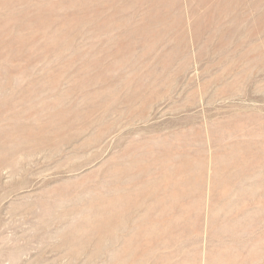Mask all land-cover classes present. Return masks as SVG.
<instances>
[{
    "label": "rangeland",
    "instance_id": "374dc122",
    "mask_svg": "<svg viewBox=\"0 0 264 264\" xmlns=\"http://www.w3.org/2000/svg\"><path fill=\"white\" fill-rule=\"evenodd\" d=\"M263 24L0 0V264H264Z\"/></svg>",
    "mask_w": 264,
    "mask_h": 264
},
{
    "label": "bare ground",
    "instance_id": "6f19581e",
    "mask_svg": "<svg viewBox=\"0 0 264 264\" xmlns=\"http://www.w3.org/2000/svg\"><path fill=\"white\" fill-rule=\"evenodd\" d=\"M137 1H139V0H137ZM164 1H165V0H164ZM78 4H79V3H78ZM144 4H146V3H144ZM147 6H148V4H147ZM122 9H123V8H122ZM134 11H135V10H134ZM138 12H139V11H138ZM138 12H137V13H138ZM220 16H221V15H220ZM242 16H243V15H242ZM126 22H127V21H126ZM261 23H262V22H261ZM263 25H264V24H263ZM144 26H145V24H144ZM198 35H199V34H198ZM137 39H138V38H137ZM142 39H143V38H142ZM208 39H209V38H208ZM252 39H253V38H252ZM206 42H207V41H206ZM70 43H71V42H70ZM90 49H91V48H90ZM90 49H89V50H90ZM92 50H93V49H92ZM216 50H217V49H216ZM233 51H234V49H233ZM233 51H232V52H233ZM210 53H211V52H210ZM234 53H235V52H234ZM235 54H236V53H235ZM59 55H60V54H59ZM72 55H73V54H72ZM81 55H82V54H81ZM87 56H88V55H87ZM217 56H218V55H217ZM237 56H238V55H237ZM57 57H58V56H57ZM83 57H84V56H83ZM83 57H82V58H83ZM212 57H213V56H212ZM59 58H60V57H59ZM222 58H223V57H222ZM222 58H220V59H222ZM232 58H233V57H232ZM83 59H84V58H83ZM216 60H217V59H216ZM222 60H223V59H222ZM228 60H229V59H228ZM234 60H235V59H234ZM245 61H246V60H245ZM245 61H244V63H245ZM227 62H228V61H227ZM229 62H230V61H229ZM236 62H237V61H236ZM230 63H231V62H230ZM222 65H223V64H222ZM226 65H228V64H226ZM230 65H231V64H230ZM112 66H113V65H112ZM226 67H227V66H226ZM227 68H228V67H227ZM106 69H107V68H106ZM232 69H233V68H232ZM115 70H116V69H115ZM197 74H198V73H197ZM226 74H227V73H226ZM223 76H224V75H223ZM209 79H210V78H209ZM212 80H213V79H212ZM197 81H198V80H197ZM116 85H117V84H116ZM101 88H102V87H101ZM103 89H104V88H103ZM205 89H206V88H205ZM97 90H98V89H97ZM101 90H102V89H101ZM70 91H71V90H70ZM104 91H105V90H104ZM86 98H87V97H86ZM84 99H85V98H84ZM31 109H32V108H31ZM34 109H35V108H34ZM34 109H32V110H34ZM35 112H36V111H35ZM59 112H60V111H59ZM36 113H37V112H36ZM61 113H63V112H61ZM59 114H60V113H59ZM64 114H65V113H64ZM0 115H1V114H0ZM19 115H20V114H19ZM60 115H61V114H60ZM64 116H65V115H64ZM2 117H3V116H2ZM3 118H4V117H3ZM61 118H62V117H61ZM64 119H65V118H64ZM64 119H63V120H64ZM51 120H52V119H51ZM61 120H62V119H60V121H61ZM68 121H69V120H68ZM71 121H72V120H71ZM71 121H70V122H71ZM52 122H53V121H52ZM54 122H55V121H54ZM56 122H57V121H56ZM63 122H64V121H63ZM70 122H69V123H70ZM67 123H68V122H67ZM65 124H66V123H65ZM95 125H96V124H95ZM67 126H68V125H67ZM70 127H71V126H70ZM70 127H69V128H70ZM66 128H67V127H66ZM82 130H83V129H82ZM73 137H75V136H73ZM75 138H76V137H75ZM48 141H49V140H48ZM45 143H46V142H45ZM90 145H91V144H90ZM99 145H100V144H99ZM84 147H85V146H84ZM115 183H116V182H115ZM116 186H117V185H116Z\"/></svg>",
    "mask_w": 264,
    "mask_h": 264
}]
</instances>
